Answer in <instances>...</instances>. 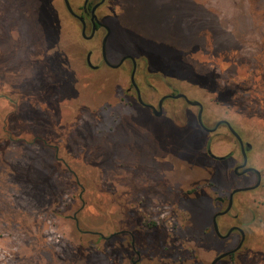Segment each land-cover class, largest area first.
Here are the masks:
<instances>
[{
  "label": "rangeland",
  "instance_id": "374dc122",
  "mask_svg": "<svg viewBox=\"0 0 264 264\" xmlns=\"http://www.w3.org/2000/svg\"><path fill=\"white\" fill-rule=\"evenodd\" d=\"M62 2L0 0V264H130L126 238L107 239L122 229L135 230L144 264H205L217 249L212 206L189 191L253 185L250 174L231 175L238 146L226 127L199 130L198 108L184 100L166 101L156 120L131 105V63L91 69L90 51L102 64L104 31L85 40ZM70 2L80 10L84 0ZM108 2L99 10L117 12L104 20L108 60L141 64L145 102L172 93L201 102L209 127L227 120L257 144L252 163L264 172V0ZM207 146L233 159L216 166ZM247 201H263V212L264 188Z\"/></svg>",
  "mask_w": 264,
  "mask_h": 264
},
{
  "label": "flooded vegetation",
  "instance_id": "af4514ba",
  "mask_svg": "<svg viewBox=\"0 0 264 264\" xmlns=\"http://www.w3.org/2000/svg\"><path fill=\"white\" fill-rule=\"evenodd\" d=\"M70 1V0H69ZM115 1H119V0H109L108 4H114ZM64 2V0H63ZM71 3V2H70ZM107 0H84L83 6L80 10H76L73 7V12L74 14L70 13L68 11V13L78 22L81 23L82 28H83V24L81 22L80 19H84L85 23H86V35H87V31L90 30V34L87 35L89 37H91V39H85V40H94L97 35L101 32V30L104 31V35L102 37V42H101V47L103 45V41L104 39L108 36L107 39V46H108V41L109 38L111 36V29L107 26L108 23H106L104 20L106 21H110L109 18L111 17H115V13H117L116 11H108V12H103V15L100 16L99 15V10L106 5ZM65 4V3H64ZM72 6V5H71ZM95 10V11H94ZM123 12V10H119V14H121ZM94 16L96 17L95 19V23H93L92 19L94 18ZM82 34V31H81ZM83 37V36H82ZM102 50V48H101ZM90 54V58H91V62H92V52L90 51L87 56ZM151 55V54H150ZM125 57H129L127 58L125 61H123V59ZM134 57L132 56H124L121 60H118L115 63H111L108 60V62H106L103 58V52H102V64H98V65H94L93 63V68H91L89 65V67L95 71H100L102 68H108L110 70H123L124 66L127 63H131V73H130V82H131V74L133 73V71L135 70V65L133 62ZM135 59V58H134ZM136 63H137V68H136V73H135V80H136V76L138 74V72L140 71L141 68V64L138 63V61L135 59ZM86 62H87V57H86ZM88 64V62H87ZM137 83V81H136ZM138 85V83H137ZM138 87L140 88V86L138 85ZM141 91V95H142V90L140 88ZM177 94L180 93H172V94H168V95H164L165 96H175ZM124 95L126 96V98L129 100V103L131 105L135 104L138 105V107H140L142 110H146L149 113V116H151L152 119H164L166 116L165 110H164V106H165V102L168 101L169 99H174L173 97H168L164 102H163V110L159 111V102L161 101V99L163 97L160 98V100L158 101V104L155 106L153 104H149L147 102H145V100L142 99L144 101V103L147 105H143L139 102L138 99V93L136 91V89L134 88V86L130 85V87L124 92ZM181 100H184L186 102L185 99L181 98ZM194 101V100H192ZM187 103V102H186ZM201 103V102H200ZM188 104V103H187ZM202 104V103H201ZM151 106H154L157 109V112H161V114L158 116L156 115L155 111L153 110ZM189 105V104H188ZM203 105V114H202V119H203V124L205 126V128L199 123V118H198V114L195 118V123L196 126L198 127L199 130H201L203 133H206L208 135H212L217 133L221 127H226L228 130V136L236 143V145L238 146V155L240 157V163L234 165L233 162L232 163V167L234 165V168L232 169V174L229 173V171H226L225 174H227V179L230 178L228 177V175H232L233 177H242L245 175H252V179L254 178L255 182L252 185L246 184L244 186H232V187H228L226 188V192H224L222 195H219L217 193H207L204 189H201V192H197V190L195 191H189V194H194L195 198H207L208 200H210L211 202V213H210V217L208 218V220L210 221V233L213 236V241L216 243V250L211 251L210 252V261H207L205 264H242L244 261V259H248L251 257H257L259 255H264V252H262L263 250H256L255 246H254V240L252 238L253 236V229L255 230V226H257L256 228H259V230H262V226L264 227V222H262L261 224H254L251 223L250 220L244 219L243 216V206L246 205L248 208L251 207V204L247 201V196L249 195H255L257 192H259L260 190H262L263 185H264V172L259 170L257 167H255V165L252 163V157L253 155L256 153V146L255 144L251 141H244L241 137V141L238 140V138L230 131V129L228 128L227 124H222L220 126H217V124L220 121H224L220 120L218 122H216L214 127H209V125L207 123H209L208 121L206 122L205 117H206V109L204 104ZM191 106V105H190ZM198 108V113L200 108ZM227 121V120H226ZM233 127V126H232ZM209 130H214V131H209ZM244 150L246 152L247 155V162L245 161V157H244ZM206 157L209 161H211L214 165L216 166H224L225 164H227L231 159H233V156H231L230 154L227 156H222V157H218L216 155H214L211 151V149L207 146L206 148ZM62 162L65 163V161L63 159H60ZM236 161V160H235ZM230 166V165H228ZM243 166V167H242ZM236 168H240L239 169V173L235 172ZM249 168H254L257 169L260 172V184L255 187L259 181V176L254 173V172H245L244 171L246 169ZM255 187V188H253ZM243 188H253V189H248L245 191H240L237 192L233 195V202H232V206L230 209L229 208V203H230V198L232 193L236 190V189H243ZM85 189L82 188V191H84ZM207 196V197H205ZM82 197V194L80 195V198ZM240 200H242V206L240 204ZM78 215V213H76ZM77 215H75L74 219H77ZM78 220V219H77ZM76 220V223H77ZM79 222V221H78ZM215 222L217 224V229L218 232L216 230L215 227ZM155 226V225H154ZM78 228V226H77ZM79 230V228H78ZM84 233H94V232H90V231H85ZM253 233V234H252ZM103 238L104 236L101 235ZM116 236H123L126 239V242H128L130 249L132 250V256L130 259V264H144V255L142 254V252L139 250V247L137 246V241H136V236H135V230H127V229H122L118 232H115L114 234H112L110 237H108L107 239H111L113 237ZM255 239V238H254ZM219 241H224L225 243H219ZM230 241V242H229ZM226 246V247H224ZM220 250L219 252H217L216 254H214L215 251ZM227 254L225 257L219 259L220 256Z\"/></svg>",
  "mask_w": 264,
  "mask_h": 264
},
{
  "label": "water",
  "instance_id": "95a60500",
  "mask_svg": "<svg viewBox=\"0 0 264 264\" xmlns=\"http://www.w3.org/2000/svg\"><path fill=\"white\" fill-rule=\"evenodd\" d=\"M64 3H65L66 8L68 9V11H69L70 13L74 14V12H73V8H72V6H71L70 1H69V0H64ZM94 11H95V10H94ZM95 19H96V17L94 16V18L92 19L93 23H95ZM80 20H81V22H82V24H83V28H82V36H83V38H85V39H91L92 36L89 37V36L86 35V23H85V20H84V19H80ZM107 39H108V36L104 39V41H103V45H102L103 58H104V60H105L106 62H108V60H107ZM127 58H129V57H125V58L123 59V61H125ZM132 59H133L134 65H135V70H134L133 73L131 74V83H132V85L134 86V88L136 89V91H137V93H138V99H139V102H140L141 104L147 106V105L144 103L143 99H142V95H141L140 88L138 87V85H137V83H136V80H135V73H136L137 63H136V61H135L134 58H132ZM87 62H88V65H89L91 68H93V64H92V62H91L90 54L87 56ZM168 97H173L174 99H181V98H183V99L186 100V102H187L189 105H191V106H193V107H199V108H200L199 113H198L199 123L205 128V126H204V124H203V119H202V114H203V109H204V108H203V105H202L199 101H192V100H190L185 94H182V93L177 94V95H175V96H165V97H163V98L161 99V101L159 102V111H162V110H163V102H164ZM149 106L153 108V110L155 111L156 115L159 116V115L161 114V112H157V109H156L154 106H151V105H149ZM224 123L227 124L228 128L230 129V131H231V132H232V133L238 138V140L242 142L241 137L239 136V134L235 131V129L232 127V125H231L228 121H226V120H224V121H220V122L217 124L216 128H217L218 126L224 124ZM209 131H214V130H209ZM244 157H245V161L247 162V155H246L245 150H244ZM242 167H243V166H242ZM239 169H240V168H236V169H235V172H236V173H239ZM245 172H254V173H256V174L259 176V181H258L257 185L255 186V187H257V186L260 184V181H261V179H260V176H261V175H260V172H259L257 169H254V168L246 169V170L244 171V173H245ZM255 187H253V188H255ZM253 188L236 189V190L232 193V195H231L230 203H229V208H228V209H230L231 206H232L233 195H234L235 193L240 192V191H245V190H248V189H253ZM76 220H77V219H76ZM77 226L79 227V222H78V220H77ZM215 227H216V230H217V232H218L216 222H215ZM226 255H227V254H224V255L220 256L219 259L225 257Z\"/></svg>",
  "mask_w": 264,
  "mask_h": 264
},
{
  "label": "trees",
  "instance_id": "16d2710c",
  "mask_svg": "<svg viewBox=\"0 0 264 264\" xmlns=\"http://www.w3.org/2000/svg\"><path fill=\"white\" fill-rule=\"evenodd\" d=\"M61 4V3H60ZM63 4V2H62ZM63 7L65 8V6L63 5ZM65 12H66V15L70 18V20L74 21L73 23H78V21H76L67 11V9L65 8ZM81 58L84 57V55L81 53L79 55ZM257 147V144L255 145ZM207 148V147H206ZM205 151V156H206V149H204ZM263 188H264V185H263ZM258 201V200H257ZM259 203V202H258ZM262 206H263V201H260L259 205L255 206L254 208H252V205L249 209V220L251 223H254L256 225L258 224H261L262 225V222H264V211L262 212L261 209H262ZM261 208V209H260ZM263 228V226H262Z\"/></svg>",
  "mask_w": 264,
  "mask_h": 264
}]
</instances>
